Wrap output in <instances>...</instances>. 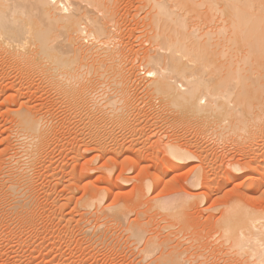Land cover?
Masks as SVG:
<instances>
[{
  "label": "rangeland",
  "instance_id": "1",
  "mask_svg": "<svg viewBox=\"0 0 264 264\" xmlns=\"http://www.w3.org/2000/svg\"><path fill=\"white\" fill-rule=\"evenodd\" d=\"M154 1L162 0H99L94 8L84 5L74 35L92 52L85 58L84 54L78 56L80 66H75L79 67L78 73L77 70L73 72V77L77 78L71 82L64 76L59 77L58 72L56 75L50 73L51 63L47 59L48 62L43 61V54L37 53L38 42H31L34 46L30 45L25 55L13 42L11 46L0 47V264H157L159 260L154 259L160 256L162 249L155 250L154 255L146 254L147 240L151 237H156L157 241L171 240L165 252L185 250L184 257L188 259L185 264H252L243 256L247 255L248 248L244 251L235 245L237 250L233 240L224 242L222 236L226 235L220 232L218 222L223 212L237 201L250 210L264 212V67L260 71L250 70L252 75L263 71V76L259 77L263 83L259 92L263 100L261 98L260 107H256L259 109L250 107L248 113L253 112L250 113L252 119L247 116L251 123L246 115L244 121L248 122L241 123L249 124L250 128L248 125L242 128L247 129L246 132L231 130L230 124L239 118L234 114L231 118H237L225 125L227 129H221L219 123L214 126L215 129L219 126L217 131L211 130L208 127L211 120L197 117L189 106L175 105L168 89L156 91L157 78L146 73L154 69L150 58L160 54L168 62L169 42L176 38L171 44L179 46L180 42L187 41L185 30L194 29L192 34H196L195 28H198L196 39L200 36L198 40L202 44L196 41V35L189 33L194 36V43L209 47L207 42L210 41L211 48L216 50L212 53L214 60L225 61L229 55L221 57L220 52L227 50L224 49L227 44L221 48V43H229L226 40L233 31L231 26L235 19L232 11L226 0H211L213 8L208 7L210 0H195L197 6H191L189 14L183 7V0H180L183 6L179 1L171 3L175 12L183 14H179L183 17L181 23L178 22L180 26H184L182 22L188 23L186 29L179 28L178 24V30L174 31L176 27L167 24L168 15L163 13L162 16L161 11V16L158 15ZM213 2H217V6ZM239 5L242 6V1ZM214 7H217V15ZM242 7L245 9L244 2ZM251 10L246 11L250 13ZM254 11L248 15L258 19L257 9ZM177 17L175 15V19ZM86 18L102 23L103 30L96 31L95 42L81 39L80 30L86 23L88 32L95 29ZM29 25L37 27L34 22ZM245 26L253 27L254 23ZM177 36H181L180 39ZM1 41L4 39L0 38ZM245 48L235 54L232 51L235 59L244 55ZM180 57L183 60L179 61L185 63L180 66L192 65L186 57L187 63L182 55ZM209 69L212 72L211 67ZM210 70L204 72L205 78L217 76ZM242 74H245L246 83L253 81L247 79L248 72L243 70ZM172 75L175 77V72H171L170 77ZM22 114L43 122L46 137L44 133L40 137L44 142L40 137H37L39 141L35 138L32 142L29 135L28 138L21 134ZM32 143L35 144L32 146ZM171 143L186 146L196 153L206 149L205 156H201L203 160L179 163L166 153ZM25 145L29 151L24 149ZM239 166L240 172L234 171L233 167ZM249 166L258 167L262 172L261 183L255 185V173L253 178L247 179ZM202 167L207 169L205 182L209 184L197 189L190 181L194 171ZM18 175L22 176L20 184ZM159 176L162 181L154 185V191L146 190L145 183ZM16 188H21L22 195ZM170 195L171 198L177 196L175 199H187L186 204L182 200V208L163 210L156 202ZM23 200L27 203L23 204ZM19 201L22 203L18 204ZM13 205L17 208H11ZM128 225L132 233L136 230L146 232L143 240L137 234L136 238L141 239H135ZM241 252L246 253L242 255Z\"/></svg>",
  "mask_w": 264,
  "mask_h": 264
},
{
  "label": "bare ground",
  "instance_id": "2",
  "mask_svg": "<svg viewBox=\"0 0 264 264\" xmlns=\"http://www.w3.org/2000/svg\"><path fill=\"white\" fill-rule=\"evenodd\" d=\"M98 1L99 0H0V38L2 40L4 39L3 42L1 41L0 47H3L4 48L5 46H7V47L8 46H11L12 44L10 45V42H13V43H15L13 45H19L20 46L21 52L22 51L24 52L22 54L25 55V52L27 51L28 47L30 45L31 46L33 45V44H30V43L31 42H33V43L38 42V51H37V53L39 52L40 55L43 54L42 55L43 61H46V62L49 61L51 63L50 65H52V67L50 69L51 70L50 73L52 75H56V73L58 72V76L60 75L59 77L64 76L66 78V81L68 80V82H71L70 80L71 79H74L76 77V76L73 77L74 76L73 72L76 71L79 68L78 67L76 69L77 65H79V63H77V59H79L78 56L84 54L83 55V58H85L87 55H90L89 54L90 51L92 52L91 49H87V48H85L82 45L84 43L78 42L76 40V38H75L74 33H76V30H77L76 27L79 25V23L77 22V20L80 18V16H82L81 15V12H82V10L84 8V5L85 6H88V7L89 6H92L94 8V7H96V4L98 3ZM178 1L180 2L179 3V5H180L181 4V1L180 0H162L159 3H157V2L154 1L155 4L157 3L156 6L159 9L158 10V15L160 14L159 11H161L162 16H164L163 13H165V15H168V17L170 18V20L168 21L167 24H169V27H174L175 26L176 28L174 29V31L180 26L179 23H181V22H179V21H181V19H183V17H180L179 16V14L181 15L182 13L175 12V10L172 7L173 5L171 6V3L172 4H177ZM194 1L195 0H193V1L192 0H183V3L182 4L184 6L182 4L181 5L183 7H186L187 13H188L189 10H192L193 9L192 7H194L195 5L197 6V2L195 3ZM214 1H217V0H214ZM241 1H242V6H243V2H244L245 9L241 5H239V3ZM192 2H194V3H192ZM204 3H207V2H204ZM209 3H210V5L208 4V7L209 6L212 7L211 0H210ZM214 4H216V6H217V2H215V3L213 2V5ZM226 4H227L228 8L231 9L232 16L235 19L232 20L233 21V24H232L231 28H232L233 31H231V35L230 36L228 35L229 36L228 37L229 39L227 38V40H226L229 43L231 41L230 45H228L229 43H227V42L225 43V45H223L224 42L221 41L222 42L221 43L220 41H218V42L221 43V48L222 47H225L226 44H227V46H226L227 48H224V49H227V50H222L221 49V52H220V54L223 55L221 57H225L226 55H229V56H227V59L225 61L220 62L219 59H218L219 61L218 60H214V55L212 53H214V51H216V50H214V48H211L212 44H211L210 41L206 40V42L208 41L207 42V45L209 43V47L211 48L210 50H209V47L206 46V44H204V46H201V45L198 44L200 42V40H198V38L200 39V36L198 34L199 37L196 39L198 28H195V29H197V30H195L196 31L195 33L196 34H194V33L192 34V32H194L192 30H194V29L190 30L191 32L190 31L187 32L185 30V32H186V33L184 32L185 35L188 33L189 36L188 35H187L188 37L185 36L184 39L186 38L187 41L185 40L186 42L185 41L184 42L183 41L180 42L181 44L179 46L176 45V43L171 44L172 42H175L176 41V38H175V41L172 40V42H169V45L170 46L168 47V62H165L164 58L161 57L162 55H160V54H159L160 56L157 55L155 57H153L151 55L153 58H150V62L154 66V69L153 70L150 69V71L147 73L149 76L157 78L155 80V83H156V86H155L156 91H162V90L168 89L169 96H171V100H172V102L175 105L176 104H180V106H183V105H185L186 107L189 106L190 107V110H191V113H193L197 117H200V116L203 117L204 116V118L206 117L209 120H211L209 122L210 126H208V127H210L211 130L212 129L214 130L215 129L214 128L215 124L218 125L219 123H221L220 124V126L222 127L221 129L226 128L225 125H229V123H231V121H233V119L237 118L236 116L233 117V118H231L234 114L237 115L239 118L238 119H235V121L236 120L237 121L236 122L233 121L232 124H236L238 121L240 123L238 122L237 124L243 123L242 121H244V119L246 117H248L249 115H250V118L252 119L251 114H253V112H250L251 114L248 113L249 112V109H251L250 107L251 106H255V108L258 107V106L260 107L261 101L263 100V98H262L263 95L261 96L259 94V92H260V86L263 84V83L262 84L260 83L259 77L263 76V75H261V74H263V71H262V73L254 72V73H256L255 75H252L250 73H252L251 72L252 71L251 68L256 69L257 71L258 70L260 71V69L264 67V46H263L264 45V0H228V3H227V0H226ZM198 5H199V3H198ZM199 7H200V5L198 6V8ZM225 7L226 6H224V8ZM198 8H196V10ZM251 8H252V10H251ZM255 8L257 9V14L259 15L258 16V19L256 17L257 15L255 16L257 20L252 16L255 19V20H253V18H250L251 16L248 15V14L252 13ZM214 9H215V7H214ZM216 9H217V7H216ZM246 10H248V11L251 10L252 12L248 13ZM93 11H94V9H93ZM184 11H185V9H184ZM194 12H197V11H194ZM214 12L216 14L217 10L214 11ZM177 13H178V15H177ZM219 13H221V12L219 11ZM254 13H256V11H254ZM175 15L178 16L180 18V20L178 19V17L175 19ZM185 15H184V18H185ZM246 15L248 17L249 16L250 17L248 18ZM160 16H161V14H160ZM90 17H91V15H90ZM221 17H223V15ZM86 19H84V20H86ZM176 20H178V21H176ZM182 21H184V20H182ZM210 21H211V19H210ZM32 22H34V24L37 26L36 28H33V27H31L29 25V24H32ZM87 22H89L90 23L89 25H92L95 29H94V31L93 30H90L88 32L87 29H86V25H88V24L86 23V25L83 26L82 30H80L81 33L83 34V35L81 34L82 35V38L81 39L82 40H86V39H90L91 40L92 39L93 42H95L94 40L97 39V37H96L97 34L100 33V32H102V30H103V27L101 26L102 23L99 24L100 22H98L97 20L94 21L91 18H88L87 19ZM170 22H172L173 24L175 22L176 25L175 24L174 25H171L172 23L170 24ZM250 22H253L255 27L254 26L253 27H246V26L243 27V25H247ZM201 23H202V21H201ZM178 24H179V26H178ZM182 24L184 26L182 25L183 27L180 26L179 28L186 29L185 26L188 23L185 25V22H182ZM208 27H209V25H208ZM225 28L226 27H224V29ZM209 29H210V27H209ZM78 31H79V29H78ZM96 31H98L97 34H96ZM216 31H218V30H216ZM222 31H223V29H222ZM189 33H191V35H194V36L196 35L195 36V39H196V41L198 40L199 42L197 41L198 43H194V41H195L193 39L194 36L192 37ZM209 33H210V31H209ZM213 33L215 34V32H213ZM173 35H174V32H173ZM174 36L176 37V35H174ZM180 37L177 36L178 39H180ZM189 37H190V39H189ZM102 38H103V36H102ZM191 39H193V41ZM167 40H169V39H167ZM189 40H190V42H189ZM110 41H111V39H110ZM179 41H181V40H178L177 42H179ZM200 44H202V43L200 42ZM91 47H93V45ZM244 47H246L245 48L246 50H245L244 55H242L241 57L238 56L239 57L238 60L235 59L233 53L235 54V52L236 53L239 52ZM259 47L262 48V49H259ZM211 50H212V52H211ZM7 51H9V50H7ZM219 51H220V49L218 50V53H219ZM232 51H233V53H232ZM179 54L182 55V58H184V61H185V57H186L188 59L187 61L189 63H192V65L188 66V64H187L185 66L184 65L183 66H180L179 64H183L184 62L183 61H182L183 63L180 62L183 59L180 60V58H181L180 56L181 55L179 56ZM35 55H36V53H35ZM33 59L36 60V56H33ZM79 62H81V61H79ZM238 63H242V64H238ZM234 65L236 67H234ZM210 67L212 69V72L209 69L210 72L211 73H214V74L216 73L217 76L213 78L214 75H212V77L208 75L205 78L203 76L204 75V72L206 73V71H207V73H209L208 72L209 70H207V69L210 68ZM223 68H226V69L223 70ZM243 70L249 73L248 74V77H249V75L251 77V78L249 77L247 79H252L253 80V81H250L249 80L250 81L249 84L245 82L246 81V77H245V74L244 75L242 74V71ZM171 72L172 73L175 72V75L177 77L176 76L174 77L173 75L170 77ZM176 72H177V74L179 72V75L180 74L181 75L180 76L177 75ZM77 73H78V70H77ZM243 73H245V72H243ZM75 75H76V73H75ZM178 76H179V78H178ZM209 77H211L212 79L209 78ZM207 78H209V79H207ZM63 79H62V81H64ZM212 80H214V81H212ZM263 85H262V88H264ZM237 87H239L238 90H237ZM263 91L264 90H262V92ZM261 98H262V100H261ZM262 106H264L263 103H262ZM257 109H259V108H256L255 110H257ZM245 115H246V117H245ZM250 118L248 117L247 120H249V122L251 123ZM255 118H257V117H255ZM253 119H254V117H253ZM259 119L260 118H258V120ZM218 121H220V122H218ZM244 122L246 123L248 121H244ZM19 123H20V126H21V131H20V132H22L21 134L23 136L26 135V137H28V138L30 136L31 141H32V139L35 140V138L42 136V134L44 133V125L42 124L43 122H41L40 119L33 118L32 116H29L27 114L26 115L25 114H22L21 117H20ZM245 123L244 124H241V126H238L237 124H236V126L235 125L232 126V124H230L231 125V128L229 126H227V127H229L231 130L238 129V130L241 131V130H244L242 128H246L247 125H248L247 128L249 127V124L245 125ZM223 125H224V127H223ZM218 127H216V129ZM206 130H207V128H206ZM246 130L247 129H245L244 131L246 132ZM213 132H215V131H213ZM228 133H229V131H228ZM44 136H45V133H44ZM140 137H141V135H140ZM142 138H144V137H142ZM39 139L40 140L41 139L43 140V138H41V137ZM39 139L37 138L38 141H39ZM34 140L32 142H34ZM44 140H43V142H44ZM28 142L30 143V141H28ZM27 143L25 142V144H27ZM34 144L32 143V146ZM128 144H129V142H128ZM27 145H29V144H27ZM27 145H25L26 148L24 146V149H27ZM179 145L180 144L176 145L175 143H173V144L171 143V144H169L167 146V149H166V153H168V155L171 158H173L174 160H176L179 163H188V162H192V161H195V160L197 161L199 159H202L201 156L204 155V152L206 150L205 149V150H202L200 152L197 151L198 153H196V152L192 151L191 149L186 148V146H184L185 147L184 148V147H182V145L181 146H179ZM36 146H37V144H36ZM38 146H39V144H38ZM192 146H194V145H192ZM28 147L30 148V146H28ZM38 149L39 148H37V150ZM27 150L29 151V149H27ZM128 153H129V151H128ZM134 155H135V152H134ZM203 158H205V157H203ZM202 160H200V161H202ZM175 166L176 165H174V167ZM179 166H180V164H179ZM178 167H176V168H178ZM230 168H231V166H230ZM257 168L254 167V166L253 167L252 166L251 167L249 166V169L248 170H250V172L247 175V179H249L250 177L253 178L252 175H254V173L257 174V177L254 176V178H255V180H254L255 181V185L258 184L260 182L261 178L263 177L262 172L260 170H257ZM201 169L198 168V169H196L194 171V173L192 174V177H191V181H190L192 183V186L194 188H197V189L200 188V187L202 188L204 186V184H207L208 183V182L207 183L205 182V180H206V178L208 176V172L206 171L207 169L205 168L206 169L205 170L203 167ZM233 169L236 172H240V170H241L240 169V166H239V168L238 167H233ZM175 170H177V169H175ZM10 171L12 173L15 172V171L13 172V169L10 170ZM14 175H12V176H14ZM160 175H161V173H160ZM15 176L17 177V175H15ZM156 176H158V173H157ZM21 177L22 176H19L18 175V178L20 180V181L18 180L19 184L21 182V179H20ZM23 177H25V176L23 175ZM161 181H162V177L161 176L156 177V180H154V179L148 180L145 183V186H146L145 188H147L146 190H148V191L153 190L154 185H156L157 183H161ZM12 182H13V180H12ZM14 184H16V183H14ZM255 185H254V187H255ZM205 186H207V185H205ZM21 188H19V189L16 188V191L18 190L17 192L22 195L23 192L22 193L19 192V190L21 191ZM179 194L181 196V193H179ZM12 195L15 196V194H12ZM12 195H10V196H12ZM16 196L18 197L19 195L16 194ZM176 197L177 196H175V198ZM175 198H171V195H170V198H163L162 197L156 203H157V205L159 207L163 208V210L164 209H167V210L168 209H170V210L171 209L172 210L174 209L173 211H175V209H177L179 207L182 208L183 206L181 207V205H183V203L186 204L185 201L187 200V199L186 200H183L182 199L184 201L183 202L181 199H179V198L175 199ZM181 198H182V196H181ZM19 200H22V199H19ZM17 201H18V199L16 200V202ZM237 202L236 203H233L231 206H229L223 212L222 219H220V221L218 222L219 227L222 229V230H220V232L222 231L226 235V236H222V238L223 237L225 238L224 239V242H226V243H228L229 241L227 242L225 240H228V239L233 240L234 245H233L232 241H231V243H232L233 247H235L236 249H237V247L235 245H237L241 249H244V251H245V248H248V251L249 252L248 251H247V253L246 252H241V254L242 253H246L247 255H245V254L244 255L242 254V255L244 256V258L246 257V260L249 261L250 263H252V264H264V212H256L254 210H250L247 207L243 206L242 203H240L239 201H237ZM21 203L19 201L18 204H21ZM25 203H27V202H24V200H23V204H25ZM87 205H88V203H87ZM89 205L92 207V204H89ZM14 206L16 207L17 205H13L11 208H14ZM19 207L21 208V205ZM22 208H24V206H22ZM86 208H88V207H86ZM126 208H127V206H126ZM121 209H123V208H121ZM199 211H200V209H199ZM122 218L120 220H122ZM124 219H123V221H124ZM140 225H142V224L140 223ZM143 226H144V224H143ZM161 226H162V224H161ZM128 228L129 229H132V227L130 228L129 225H128ZM129 229L127 231H129ZM132 231H133V229L131 231H129V232L132 233ZM137 232H138V230H136L135 233L133 232L134 235H135L134 237L137 240L139 238V237L136 238L137 235L141 237L142 235L145 236L144 234L146 233V232L144 233L143 231H140V232H138L139 233L138 234ZM143 236H142V240H143ZM155 238L151 237V238L148 239V237H147V239H148L147 240V245H148V249L147 250L148 251L146 252V254L147 255H150V254L154 255V253H156V252H154L155 250H157L159 248L162 249V250H160V252H161L160 256H158V257H156V259H154V261L159 260V261H157L158 262L157 264H185L186 263L185 261H187L188 259H185V257H184L185 250L183 252L182 250L173 249L171 251H166V252H168V253H166L165 252V249L170 245L169 243L171 242V240H170V242H168L169 239L168 240L161 239V241H159L160 240L159 239L157 241ZM139 239H141V238H139ZM179 239H180V237H179ZM182 241H183V239H182ZM149 247H150V249H149ZM170 247L176 248L175 245L174 246L171 245ZM194 247H195V245H194ZM190 248H191V246H190ZM242 255H241V257L243 258ZM191 256H193V255H191ZM197 256H196V258H197ZM188 257H189V259L191 258L190 257V254H189ZM188 257H186V258H188ZM194 264H196V263H194Z\"/></svg>",
  "mask_w": 264,
  "mask_h": 264
},
{
  "label": "built area",
  "instance_id": "3",
  "mask_svg": "<svg viewBox=\"0 0 264 264\" xmlns=\"http://www.w3.org/2000/svg\"><path fill=\"white\" fill-rule=\"evenodd\" d=\"M147 74V73H146ZM148 75V74H147Z\"/></svg>",
  "mask_w": 264,
  "mask_h": 264
}]
</instances>
